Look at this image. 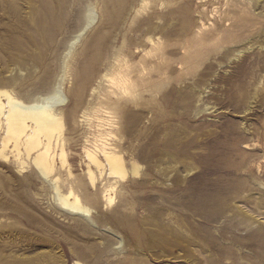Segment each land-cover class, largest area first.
<instances>
[{
  "label": "rangeland",
  "instance_id": "374dc122",
  "mask_svg": "<svg viewBox=\"0 0 264 264\" xmlns=\"http://www.w3.org/2000/svg\"><path fill=\"white\" fill-rule=\"evenodd\" d=\"M0 92L66 155L0 133V264H264V0H0Z\"/></svg>",
  "mask_w": 264,
  "mask_h": 264
},
{
  "label": "bare ground",
  "instance_id": "6f19581e",
  "mask_svg": "<svg viewBox=\"0 0 264 264\" xmlns=\"http://www.w3.org/2000/svg\"><path fill=\"white\" fill-rule=\"evenodd\" d=\"M55 97L56 95L49 98L48 102H35L28 106L8 92H0V133L5 130V135L1 140V152L8 149V143L11 141L15 149L23 146L26 155L33 157L36 166L47 176L55 169L56 157L61 158L62 162L66 157L64 149L60 151V154L53 149L54 139L57 140V144L63 142L62 135L59 134L62 129L61 118L55 111V107L61 105L63 101H58ZM57 134L59 135L57 136ZM105 149L107 148H102L105 160L110 166V174L117 176L125 174L124 165L116 154ZM94 161L99 167H102V162L97 157L94 158ZM72 197L73 201H70ZM108 199L110 202L113 200L111 197ZM60 201L64 207L72 208L71 210L83 214L90 212L81 205L79 197L75 196L73 192Z\"/></svg>",
  "mask_w": 264,
  "mask_h": 264
}]
</instances>
